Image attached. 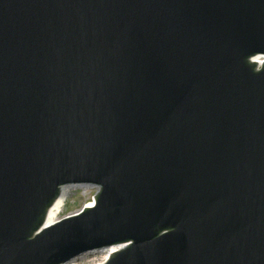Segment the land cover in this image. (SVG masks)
I'll return each instance as SVG.
<instances>
[{
  "label": "water",
  "instance_id": "water-1",
  "mask_svg": "<svg viewBox=\"0 0 264 264\" xmlns=\"http://www.w3.org/2000/svg\"><path fill=\"white\" fill-rule=\"evenodd\" d=\"M261 56L264 0H0V264H264Z\"/></svg>",
  "mask_w": 264,
  "mask_h": 264
},
{
  "label": "rangeland",
  "instance_id": "rangeland-1",
  "mask_svg": "<svg viewBox=\"0 0 264 264\" xmlns=\"http://www.w3.org/2000/svg\"><path fill=\"white\" fill-rule=\"evenodd\" d=\"M74 188L68 189L67 195L65 196L66 202L61 213L57 217V221L77 214L85 206L93 202V198L97 192V188L90 185H85L86 187H79L76 185ZM105 253L101 252H91L80 256L68 264H102L103 257Z\"/></svg>",
  "mask_w": 264,
  "mask_h": 264
},
{
  "label": "bare ground",
  "instance_id": "bare-ground-1",
  "mask_svg": "<svg viewBox=\"0 0 264 264\" xmlns=\"http://www.w3.org/2000/svg\"><path fill=\"white\" fill-rule=\"evenodd\" d=\"M76 186L86 187L85 185H76ZM72 187L74 188L75 186H66L62 188L59 199L56 201V203L54 204V206L51 208V210L48 213V216H47L48 225H52L57 221L58 215L61 213L62 209L65 206V202H66L65 196L67 195V191L68 189H71ZM92 206H93V202L87 205L86 207H92ZM115 251H117V248H111L110 250L100 251L102 254L105 253L102 264L105 263L107 259L109 258L110 254L114 253Z\"/></svg>",
  "mask_w": 264,
  "mask_h": 264
}]
</instances>
